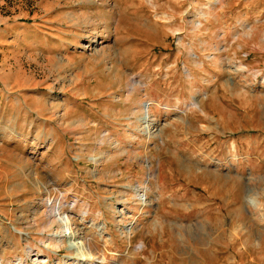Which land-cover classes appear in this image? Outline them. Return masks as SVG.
<instances>
[{
  "label": "rangeland",
  "instance_id": "374dc122",
  "mask_svg": "<svg viewBox=\"0 0 264 264\" xmlns=\"http://www.w3.org/2000/svg\"><path fill=\"white\" fill-rule=\"evenodd\" d=\"M69 220L87 264H264V0H0V264H81Z\"/></svg>",
  "mask_w": 264,
  "mask_h": 264
},
{
  "label": "bare ground",
  "instance_id": "6f19581e",
  "mask_svg": "<svg viewBox=\"0 0 264 264\" xmlns=\"http://www.w3.org/2000/svg\"><path fill=\"white\" fill-rule=\"evenodd\" d=\"M118 6V4L116 5ZM115 6V7H116ZM157 25H159L158 23H156ZM56 62V61H55ZM60 61H57L56 63H59ZM40 105H43L41 103H39ZM196 106L195 103H192V106ZM194 106V107H195ZM41 114V113H39ZM43 115V114H41ZM146 120V119H145ZM148 124H149V121H148ZM150 125H148V128L149 130H152L154 125H151L152 128L150 129L149 128ZM145 128V127H144ZM160 132V131H159ZM250 181V180H249ZM248 181V184L246 186V199L248 200L249 198H251L253 195V191L251 188H249L250 186V183ZM246 203V201H245ZM68 223V222H67ZM72 222H70L69 220V224L68 226L66 227L68 229V232L66 231V233L68 234V245H67V248L69 251L72 252V256H74L75 260H77V262L81 263V264H87V261L89 262H92L94 261V252L89 244V242L86 241V238L85 236H82L81 233H78L72 229L69 228V226L71 225ZM99 227L97 226L96 229H98ZM105 230V228H100L99 232L100 234H103V231ZM14 231L16 233H19V234H22V235H26L25 233H22L20 230L18 229H14ZM63 235V234H62ZM111 241V240H109ZM108 241V242H109ZM112 243V242H111ZM110 244V243H108ZM105 260V259H104Z\"/></svg>",
  "mask_w": 264,
  "mask_h": 264
},
{
  "label": "crops",
  "instance_id": "0c3cea01",
  "mask_svg": "<svg viewBox=\"0 0 264 264\" xmlns=\"http://www.w3.org/2000/svg\"><path fill=\"white\" fill-rule=\"evenodd\" d=\"M161 197H162V196H161ZM163 200H164V199H163ZM183 210H184V209H183ZM161 229H162V227H161ZM163 229H164V227H163ZM163 229H162V230H163ZM178 235H179V234H178Z\"/></svg>",
  "mask_w": 264,
  "mask_h": 264
}]
</instances>
